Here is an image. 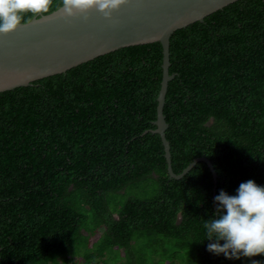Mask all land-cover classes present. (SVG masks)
<instances>
[{"label":"trees","instance_id":"obj_1","mask_svg":"<svg viewBox=\"0 0 264 264\" xmlns=\"http://www.w3.org/2000/svg\"><path fill=\"white\" fill-rule=\"evenodd\" d=\"M52 0L47 13L58 10ZM156 129L160 43L0 93V264H264L207 251L220 189L264 185V0L172 34ZM203 241V242H202Z\"/></svg>","mask_w":264,"mask_h":264},{"label":"water","instance_id":"obj_2","mask_svg":"<svg viewBox=\"0 0 264 264\" xmlns=\"http://www.w3.org/2000/svg\"><path fill=\"white\" fill-rule=\"evenodd\" d=\"M239 0H126L111 17L96 8L65 18L63 9L22 23L15 31L0 34V93L54 75L122 48L160 43L162 80L157 97L156 129L167 172L181 179L198 162H205L217 181L212 164L204 157L193 160L180 174L171 167L168 127L163 115L169 74V41L174 32L203 20ZM85 16L87 18H85Z\"/></svg>","mask_w":264,"mask_h":264},{"label":"clouds","instance_id":"obj_3","mask_svg":"<svg viewBox=\"0 0 264 264\" xmlns=\"http://www.w3.org/2000/svg\"><path fill=\"white\" fill-rule=\"evenodd\" d=\"M126 0H61L65 18L96 8L111 17ZM52 0H0V34L15 31L30 16L47 13ZM85 18H87L85 16ZM216 215L204 219L207 251L240 260L264 255V185L248 179L235 194L220 189L215 195ZM202 241V242H203ZM251 264L261 261L251 260Z\"/></svg>","mask_w":264,"mask_h":264}]
</instances>
